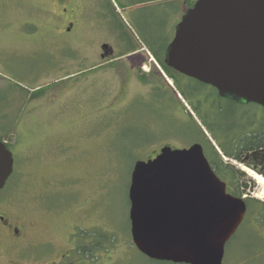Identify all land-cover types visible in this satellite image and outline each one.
Returning a JSON list of instances; mask_svg holds the SVG:
<instances>
[{"label": "rangeland", "instance_id": "374dc122", "mask_svg": "<svg viewBox=\"0 0 264 264\" xmlns=\"http://www.w3.org/2000/svg\"><path fill=\"white\" fill-rule=\"evenodd\" d=\"M116 1L122 8L135 5L128 19L153 42L167 30L172 40L192 2ZM93 2L0 0V137L15 160L0 191V211L21 224L17 238L0 231V264H171L149 260L133 244L129 188L136 163L165 146L203 142L189 129L193 121L223 161L245 174L238 183L248 186L242 198L264 202V185L242 167L264 175L219 152L161 68L148 61L132 69L126 60L101 66L100 46L112 39L105 28L93 30ZM155 86L163 100L151 99ZM245 109L257 121L264 118L259 105ZM255 209L251 224L226 248L224 264H264V226ZM97 238L107 240L102 249L90 259L78 254Z\"/></svg>", "mask_w": 264, "mask_h": 264}, {"label": "water", "instance_id": "95a60500", "mask_svg": "<svg viewBox=\"0 0 264 264\" xmlns=\"http://www.w3.org/2000/svg\"><path fill=\"white\" fill-rule=\"evenodd\" d=\"M177 73L221 97L264 108V0H197L177 25L165 56ZM0 141V191L14 173ZM133 244L149 260L224 264L247 203L227 191L204 149L165 146L133 168L129 188Z\"/></svg>", "mask_w": 264, "mask_h": 264}, {"label": "trees", "instance_id": "16d2710c", "mask_svg": "<svg viewBox=\"0 0 264 264\" xmlns=\"http://www.w3.org/2000/svg\"><path fill=\"white\" fill-rule=\"evenodd\" d=\"M195 2H189V9L194 6ZM167 42L161 44L158 50H153L156 57L159 58L160 66L163 72L168 78H172L171 73L175 72L168 67L164 62L166 51L168 49ZM129 52H133V48L127 49ZM174 79V86L178 94L187 102L194 114L201 121L202 126L207 132L212 135L213 139L219 144V151L223 153L226 158L231 161H235L239 164H244L243 160L246 156L251 157V153L256 149L264 148V118L261 121L256 120V116L250 110L246 111V106L240 102L232 99H224L220 96L218 91L210 86L204 85L194 79L185 77L177 72ZM148 76H142V80L146 82ZM148 82V81H147ZM150 82H148L149 84ZM151 99L163 100L160 95V89L155 86L150 95ZM228 103L229 107H225L223 103ZM208 107V110L206 109ZM244 110V112H241ZM193 126L190 129L192 135L196 138L201 134L203 138V144L206 147L207 155L212 169L222 181L228 184V192L230 193L231 187L235 188V192H231L233 196L242 198L244 192L248 189L246 184L239 185L238 183L245 178V174L237 170L230 163H225L216 149L210 144L208 139L202 133L195 121L192 122ZM187 129V128H186ZM187 129V130H189ZM3 132H11L12 128ZM199 132V133H198ZM0 141L4 142V139L0 137ZM5 143V142H4ZM6 147L11 151V147L7 144ZM249 166V163L246 164ZM12 177V176H11ZM12 179V178H10ZM9 179V180H10ZM10 182V181H8ZM230 187V188H229ZM247 203V215L241 229L246 228V225H250L251 218L256 212V204L259 206V223L264 226V202L256 201L255 199L245 200ZM237 239V234L228 243L230 246ZM107 242L106 239L97 238L93 241V245L89 247L78 248V254L84 258L90 259V254L103 248V244ZM94 259V257H93ZM92 260V258H91Z\"/></svg>", "mask_w": 264, "mask_h": 264}, {"label": "flooded vegetation", "instance_id": "af4514ba", "mask_svg": "<svg viewBox=\"0 0 264 264\" xmlns=\"http://www.w3.org/2000/svg\"><path fill=\"white\" fill-rule=\"evenodd\" d=\"M93 1H94L93 2V5H94L93 6V30H97L99 27L105 28L107 31V34H110L111 39H112V42H110L109 44L102 43V45L100 46V48L104 51V53L101 55V59L104 60V64L101 65L102 67L104 65L115 67V65L117 66L118 64L122 63L123 60H126L127 63L132 65V69H135V67L140 68L142 65L148 63V61H149V64L151 63V65L154 64V66H158L159 68H161L159 64L160 60L158 57H156L153 50H156V49L158 50V48L161 47L162 42L164 43V45H166L167 42H169L168 46L170 45V43L172 42L175 36L177 25L180 22L176 25V28L174 29V36L171 41L169 38V34H170L169 30H167L163 38H160L156 40V42H153L150 37L151 34L149 37L145 35L142 36L136 31V29L134 28V26L131 24V22L128 19L134 13L137 12V9L134 7L135 5H130V6L128 5L122 8L120 6V3H118L116 0H93ZM95 1L97 3H95ZM155 1L156 0H154L153 2ZM148 2H151V1H148ZM95 4H98V5L95 7ZM188 10L189 8L187 9V11ZM57 29L59 30V28ZM131 47L134 49L133 52L132 51L129 52L127 50L129 48L131 49ZM164 62H166L165 57H164ZM175 72L171 73V76L173 77L170 79L173 82L176 77ZM138 74L142 76L144 75L141 73V71H139ZM223 98L230 99V97L228 98L223 97ZM174 102L176 103V100ZM241 104L244 106L247 105V103L245 102H242ZM204 144L201 143L200 145H202L205 155L208 156L207 151L205 152L206 147ZM159 154H157L154 158H156ZM243 161L245 165L249 163V166H248L249 168H252L256 172H259L262 175H264V170L260 168V166H264V148L259 149V150L255 149L251 153V157L249 158V161H245V160ZM257 162H259V164H257ZM5 189H6V186H5ZM227 189H228V184H227ZM2 191H4V189ZM3 215H5L6 217H4ZM20 227H21V224L19 220L15 218L13 214H11L9 211H0V231L1 232L10 234L12 237L17 238L21 234Z\"/></svg>", "mask_w": 264, "mask_h": 264}, {"label": "bare ground", "instance_id": "6f19581e", "mask_svg": "<svg viewBox=\"0 0 264 264\" xmlns=\"http://www.w3.org/2000/svg\"><path fill=\"white\" fill-rule=\"evenodd\" d=\"M241 167H242V166H241ZM242 169H243L244 171H246L247 173H249L250 176H252L254 179H256V180L258 181V183L264 185V178H263V177H261V176L255 174V173H253L250 169H247V168H245V167H242Z\"/></svg>", "mask_w": 264, "mask_h": 264}]
</instances>
